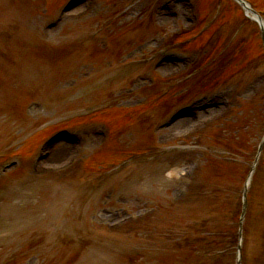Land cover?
I'll use <instances>...</instances> for the list:
<instances>
[{
  "label": "rangeland",
  "instance_id": "rangeland-1",
  "mask_svg": "<svg viewBox=\"0 0 264 264\" xmlns=\"http://www.w3.org/2000/svg\"><path fill=\"white\" fill-rule=\"evenodd\" d=\"M68 1L0 0L1 160L15 154L27 157L54 128L89 124L82 133L83 145H85L83 149H86L88 154L93 153L94 157L98 156V161L93 164L94 167L99 169H103L102 166L109 167L122 160V156L128 151L157 145V139H160L164 133L155 132L154 123L146 117V113H141L147 108L146 105L138 104L141 99L138 95L141 92L147 100L157 93L154 89L158 86L172 91L171 94L159 99L155 106L160 111L158 117H165L170 111L190 99L192 95L200 92L195 87L196 84L199 87L205 84V91L212 92L219 86L210 85L209 79L215 78L218 74L221 77L226 76L225 72L219 71L220 59L212 63V67L205 69V72L201 71V66L195 68L197 63H200L198 59L190 69L187 68L188 70L181 62L171 64L168 62L163 70L160 68L154 70V75L158 77V80L174 74H177L176 78L163 82L158 81L154 85L146 84L139 87L134 84L135 78L143 75L149 77V74L146 65L136 66L127 63L128 60L146 58L149 63H154L163 49V46L156 43V38L166 34L171 36L174 31L180 29L181 23L186 27L189 26L190 23L186 16L194 13L192 4H184L185 7L181 4L175 5L180 13L177 18L178 22H176V17L171 16L169 12L165 15L159 14V10L154 12V6H152L154 0H148L145 13L133 12V9L126 8L124 3L129 0H99L97 10L95 8L88 10L87 4L71 9L66 19L50 30L52 33L48 38L47 35L41 37L40 31L43 25L47 24L52 19L53 13ZM223 1L221 4L219 0L212 10L210 8L212 0H200L203 10L208 9L207 17L211 18L213 27L205 33V38L188 41L184 48L190 50L200 46V43H216L211 49L210 58H212L225 42L231 50H234L239 44L245 43L250 37L253 38L256 35L254 24L242 23L243 12L235 7L237 4L230 0ZM141 2L144 3V1ZM255 3L264 11V0H256ZM148 9L150 12H147ZM154 13L153 17L157 25L151 23L153 27L138 28L140 24L150 20L149 15ZM109 18L113 19L112 22H104ZM103 28H108V32L114 35L116 44L119 40L121 41L120 46L115 48L113 57L119 58L118 61L123 63H107L105 55L100 56L101 58L89 59V51L94 53L103 50L97 44V39L95 43L90 44L92 40L86 39V36L94 37L92 30ZM126 28L129 34L121 36ZM155 28H161L159 35L154 31ZM164 48L169 49L168 46ZM226 49H222L225 55L229 51ZM237 49L241 50L243 46ZM251 50L255 51V48ZM217 55V57L223 55L222 51H219ZM193 56L196 61L197 53H193ZM262 71L243 89L234 90V99L239 105L237 107L244 108L247 101H252L250 97L256 96L255 93L261 90L259 88L264 87V70ZM195 75H201L202 78L195 80ZM201 79L204 84L199 83ZM185 90L187 91L182 95L183 97L178 98L180 92ZM181 101L182 103H179ZM214 109H208L206 116L209 117L216 113ZM237 109L235 113L233 112L235 118L243 113L242 111L239 114L240 110ZM132 110H137L140 116L136 119L125 117V113ZM245 110L251 123L258 118L261 120L262 110L261 112H259L260 109ZM130 121L136 122L132 124ZM255 123L256 121L252 125ZM191 125L192 119L190 122L176 124L175 132L169 129L164 131L176 135L182 133L178 131L184 130L182 135L173 138L184 137L185 133L195 132L194 126L190 127ZM107 126L113 132L112 139L103 141ZM225 126L226 123L221 129L213 130L211 134L216 133V135L211 138L219 139L220 136L221 144H227L228 141L225 139L230 138ZM250 134L254 136V133L247 132L246 142ZM209 139L207 142L211 141ZM185 142L191 143L190 140ZM62 144L64 141L59 142L55 150ZM245 146L250 147V142ZM70 148L71 146L68 145L62 157H54V153L50 156L48 163L54 165L53 167L46 163L44 165L51 169L64 165L65 161L73 157L77 149L73 147L70 151ZM106 153H110L109 158H106ZM69 164L70 162H67L65 167ZM76 165L77 163H74L72 166ZM88 171L86 177L82 169H79L76 177L61 178L62 185L68 188V195L65 193L68 198L61 195L63 200L60 202L56 200L47 202L43 190L28 196L22 195L18 188L28 186L20 184H30L34 178L25 175V168L10 172V178L5 179L8 181L0 183V264H12L7 259L5 262V257L13 253L19 254L15 262L19 264H46L53 261L54 263L51 264H59L58 262L68 261L65 257H70L71 252L76 249L74 245H65L64 241L61 242L57 234L64 232L71 236H78L73 231L78 224L74 226L65 220L62 226L59 223L61 218H57V213L52 211L53 206L67 205L65 215L69 213L72 221L79 220V222H84V226L92 229L95 228L97 222L107 221V224L112 225L119 223L127 215L122 200L130 201L128 205L133 213L142 210L143 202L149 200L153 205H159L168 216L169 200L164 203L160 198L164 196L165 199H169L173 194L176 175L171 179L172 172H167L165 167L142 165L134 166L132 170L123 169L114 178L102 179V193H90L91 198L84 200L82 187L88 186L89 178L92 176L91 172H93L91 169ZM148 174L153 183L151 187L147 186L143 180V176L146 177ZM76 186L82 190L77 195L73 193L76 189H72ZM56 189L62 192L59 185ZM29 190L38 191L39 188L30 187L26 189V192ZM71 196H77V198L72 200ZM77 209L82 211L79 217H77ZM43 234L47 236L43 238ZM55 238L59 239V242L53 245Z\"/></svg>",
  "mask_w": 264,
  "mask_h": 264
},
{
  "label": "bare ground",
  "instance_id": "bare-ground-1",
  "mask_svg": "<svg viewBox=\"0 0 264 264\" xmlns=\"http://www.w3.org/2000/svg\"><path fill=\"white\" fill-rule=\"evenodd\" d=\"M183 121H180V123H182ZM67 147L68 146L65 144L60 145V147L56 151H54V157H62V155L66 153Z\"/></svg>",
  "mask_w": 264,
  "mask_h": 264
}]
</instances>
